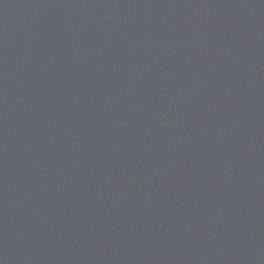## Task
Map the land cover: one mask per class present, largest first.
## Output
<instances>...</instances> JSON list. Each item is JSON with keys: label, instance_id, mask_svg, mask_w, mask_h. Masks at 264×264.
Returning <instances> with one entry per match:
<instances>
[{"label": "water", "instance_id": "water-1", "mask_svg": "<svg viewBox=\"0 0 264 264\" xmlns=\"http://www.w3.org/2000/svg\"><path fill=\"white\" fill-rule=\"evenodd\" d=\"M0 264H264V0H0Z\"/></svg>", "mask_w": 264, "mask_h": 264}]
</instances>
